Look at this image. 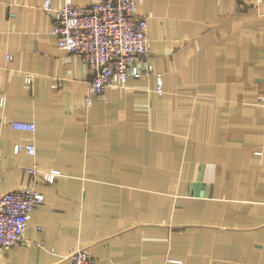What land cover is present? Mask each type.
I'll return each mask as SVG.
<instances>
[{"label": "crops", "instance_id": "crops-1", "mask_svg": "<svg viewBox=\"0 0 264 264\" xmlns=\"http://www.w3.org/2000/svg\"><path fill=\"white\" fill-rule=\"evenodd\" d=\"M0 4V197L44 195L0 264H264V0H138L154 70L91 104L45 0Z\"/></svg>", "mask_w": 264, "mask_h": 264}, {"label": "built area", "instance_id": "built-area-1", "mask_svg": "<svg viewBox=\"0 0 264 264\" xmlns=\"http://www.w3.org/2000/svg\"><path fill=\"white\" fill-rule=\"evenodd\" d=\"M137 1L99 0L82 6L66 0L62 7L54 8L52 0H45V9L54 13L52 33L58 45L81 56L88 68L89 104L92 96L106 97L109 87L125 85L130 76L141 77L154 70L148 22L137 14ZM26 80L32 81L31 74L26 75ZM54 86H59V82ZM159 91H162L161 84ZM13 127L34 131L36 124L15 121ZM23 148L35 153L34 144L19 143L15 151ZM28 170L38 171L37 167ZM59 173L52 170L44 173V177L53 182ZM43 200L42 193L28 186L15 188L0 197V248L23 241L30 216ZM94 262L88 248H79L69 255V264Z\"/></svg>", "mask_w": 264, "mask_h": 264}]
</instances>
